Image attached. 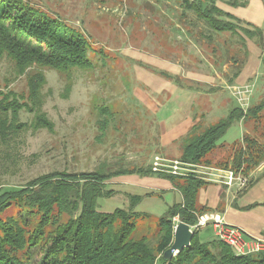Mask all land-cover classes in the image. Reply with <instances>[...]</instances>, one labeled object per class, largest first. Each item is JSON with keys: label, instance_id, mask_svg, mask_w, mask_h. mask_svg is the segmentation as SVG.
Masks as SVG:
<instances>
[{"label": "trees", "instance_id": "trees-1", "mask_svg": "<svg viewBox=\"0 0 264 264\" xmlns=\"http://www.w3.org/2000/svg\"><path fill=\"white\" fill-rule=\"evenodd\" d=\"M170 1L193 12L216 33L238 36L244 45L264 44L261 27L218 6L221 2L234 9L247 8L246 0ZM90 51L88 37L65 21L24 0H0V60L8 59L18 76L28 72V96L24 102L14 91L0 90V142H9L28 130L53 132L54 123L43 111L45 70L64 74L75 69L91 70ZM159 73L185 87L179 77ZM22 110L34 114L31 123L20 120ZM98 113L100 136L104 137L116 111L110 105H103ZM236 124L243 126L242 138L232 144L221 143ZM180 154L183 163L230 170L236 176L249 178L264 163V98L247 108L236 106L208 126L198 122L181 138ZM131 174L169 180L182 195L181 203H174L157 219L153 238L134 237L137 220L149 217L137 211L145 196L124 193L122 197L129 202L126 209L117 208L108 213L100 210L99 199L119 195L109 189L108 182ZM248 182L244 188L254 183L252 179ZM208 184L201 174L155 172L152 164L40 175L22 189L0 194V264H264V253L237 256L219 240H203L202 229L198 228L194 230L190 247L172 259L164 257L174 240L178 224L175 219L196 226L199 218L208 214V209L199 204V193ZM10 209L16 214L3 216Z\"/></svg>", "mask_w": 264, "mask_h": 264}, {"label": "rangeland", "instance_id": "rangeland-1", "mask_svg": "<svg viewBox=\"0 0 264 264\" xmlns=\"http://www.w3.org/2000/svg\"><path fill=\"white\" fill-rule=\"evenodd\" d=\"M24 1L85 34L90 42L89 58L93 67L65 74L45 70L43 111L54 123V130H28L9 142H0V194L22 189L34 178L53 171L150 166L155 156H161L157 148L158 124L154 115L152 117V99L158 98L157 88L168 83L178 84L157 75L168 71L169 66L165 64L170 62L183 77L181 84L195 90L196 110L201 112L206 110L203 104L211 105L207 109L213 111L206 113V125L225 117L236 106L247 108L264 98V44L257 47L254 42H247L244 45L238 36L216 33L176 1ZM246 1L249 2L247 8L236 10L221 2L218 6L234 11L246 22L264 30L263 0ZM250 50L259 54L251 70L255 73L246 77L243 72L254 57ZM142 64L155 67L145 68ZM31 71L34 73L33 69ZM27 78L28 72L18 76L8 59L0 60V90L14 91L24 102L28 96ZM199 79L206 83H199ZM231 86L238 87L237 92L248 89L244 101H239V95ZM185 92L188 96L177 95L173 107L189 103L190 91ZM203 93L208 94L207 102H203ZM161 97L165 99L166 94L162 93ZM221 100H224L223 105L215 107ZM103 105H110L116 111L104 137L100 136L98 113ZM33 117L34 114L25 110L20 113L24 123H31ZM243 133L241 124L233 125L220 142L232 144L240 140ZM178 148V144L171 147L170 153L177 154ZM238 176L246 178L247 184L251 178L250 175L249 178ZM98 202L100 210L107 213L117 208L126 209L129 204L119 196L101 198ZM145 210L149 217L137 220L134 237L153 238L157 219L168 209L165 202L160 201ZM14 214L16 211L10 209L3 216ZM200 236L205 239L204 233Z\"/></svg>", "mask_w": 264, "mask_h": 264}, {"label": "crops", "instance_id": "crops-1", "mask_svg": "<svg viewBox=\"0 0 264 264\" xmlns=\"http://www.w3.org/2000/svg\"><path fill=\"white\" fill-rule=\"evenodd\" d=\"M230 8L236 10L232 7ZM226 11L237 16L234 11ZM250 52L251 54L254 53V57L251 58L252 60L248 64L249 67L247 71L245 69V71L243 72L246 77H249L250 75L255 73V71L251 70L254 67V58L259 54L258 51L250 50ZM170 63L171 64L169 65L165 64L166 66H169V69L166 72L183 80V77L180 76V72H177L174 63ZM149 66H151L153 69L155 67L154 65ZM157 75H160V77H162L163 79L175 83L174 80L167 79L160 73H157ZM197 81L199 83H206V81L204 82L201 79ZM176 85L177 86H172L171 83H168L165 84V86L163 85L164 87L157 88L158 98L156 99L155 97H153L152 99L154 101L152 117L154 115L160 133L159 145L157 146V148L159 149L161 156L169 160H179L181 155V138L188 134L198 122L202 121L203 123H205L206 113L213 111H209L207 109L208 106H211L209 103L203 104V107H205L206 110L201 112H199L200 109L196 110L197 107L195 108L194 105L198 100H196L197 96L194 92L195 90L191 87V89H189L188 87H181L179 84ZM163 88H168L169 91ZM155 90L156 89H154V91ZM185 90L190 91L189 103L183 105V107H173L174 100L177 95H180V98L183 96H188L186 95L188 93H186ZM162 93L166 94L165 99L161 97ZM207 95L208 94L205 93L201 94V96H204L203 102H207ZM218 99L219 98H217V100ZM223 101L224 100H221V102L215 105V107H221L224 103ZM177 144L179 145L178 153H170V148L175 147ZM224 176L225 172H221V174L213 177V179L207 180L209 184L205 186L199 193V204L208 209V214L206 215L219 217L226 224L242 228L248 235H252L255 237H264V163L260 165L257 170L251 173L250 179H252L254 183L247 188H241L237 183L233 186H228L225 183ZM108 187L109 189L118 192L119 197H122L124 193L145 196L141 204L137 207V211L142 213L147 212L145 210L147 206L157 204L160 201L165 202L168 209L174 203H181L183 200L180 192L175 189V187H173V184L169 180L160 178L155 175H122L110 180L108 182ZM148 194L153 195L150 197L146 196ZM175 221L177 223L180 222L178 219H175ZM203 233L205 234V239L203 240L206 241L215 239L213 228L211 226L207 227L206 229H202L200 231V235H203Z\"/></svg>", "mask_w": 264, "mask_h": 264}, {"label": "built area", "instance_id": "built-area-1", "mask_svg": "<svg viewBox=\"0 0 264 264\" xmlns=\"http://www.w3.org/2000/svg\"><path fill=\"white\" fill-rule=\"evenodd\" d=\"M237 92L238 87H233ZM239 89V88H238ZM246 91H238L237 95L239 101H244ZM153 171L155 172H167L173 175H186V173H198L205 176L206 180L213 179L218 176L221 172H225V183L228 186L238 184L239 187L243 188L247 184V179L236 176L230 170H220L212 167L205 166H194L183 163L179 160H169L163 156H155L152 163ZM209 225L213 228L214 237L226 245H228L237 256H246L252 254L264 253V237H255L248 235L245 230L240 227L229 225L224 223L219 217H213L204 215L199 218L196 226H190L191 230L204 229Z\"/></svg>", "mask_w": 264, "mask_h": 264}, {"label": "water", "instance_id": "water-1", "mask_svg": "<svg viewBox=\"0 0 264 264\" xmlns=\"http://www.w3.org/2000/svg\"><path fill=\"white\" fill-rule=\"evenodd\" d=\"M195 231L191 230L190 225L179 222L174 231V240L169 249L164 253L166 259H172L177 256L184 248H188L191 245Z\"/></svg>", "mask_w": 264, "mask_h": 264}]
</instances>
